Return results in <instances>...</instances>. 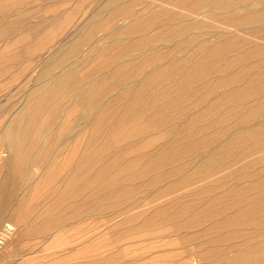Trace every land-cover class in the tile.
Instances as JSON below:
<instances>
[{
	"label": "rangeland",
	"instance_id": "374dc122",
	"mask_svg": "<svg viewBox=\"0 0 264 264\" xmlns=\"http://www.w3.org/2000/svg\"><path fill=\"white\" fill-rule=\"evenodd\" d=\"M0 134V264H264V0H0Z\"/></svg>",
	"mask_w": 264,
	"mask_h": 264
},
{
	"label": "bare ground",
	"instance_id": "6f19581e",
	"mask_svg": "<svg viewBox=\"0 0 264 264\" xmlns=\"http://www.w3.org/2000/svg\"><path fill=\"white\" fill-rule=\"evenodd\" d=\"M175 1H176V0H175ZM181 1H182V0H181ZM227 1H228V0H227ZM240 1H241V0H240ZM256 1H257V0H256ZM185 2H186V1H185ZM254 2H255V1H254ZM121 3H122V2H121ZM144 3H145V2H144ZM162 3H163V2H162ZM165 3H166V2H165ZM255 3H257V2H255ZM259 3H260V2H259ZM259 3H258V4H259ZM126 4H127V3H126ZM149 4H150V3H149ZM149 4H148V5H149ZM163 4H164V3H163ZM188 4H189V3H188ZM218 4H219V3H218ZM245 4H247V3H245ZM258 4H257V5H258ZM208 5H209V4H208ZM216 5H217V4H216ZM216 5H214V6H216ZM234 5H236V3H235ZM159 6H160V4H159ZM171 6H172V5H171ZM175 6H176V5H175ZM175 6H174V7H175ZM180 6H181V5H180ZM245 6H246V5H245ZM255 6H256V5H255ZM255 6H254V7H255ZM262 6H263V5H262ZM132 7H133V6H132ZM169 7H170V6H169ZM252 7H253V6H252ZM203 8H204V7H203ZM232 8H233V7H232ZM232 8H231V9H232ZM245 8H246V7H245ZM248 8H249V7H248ZM126 9H127V8H126ZM126 9H125V10H126ZM129 9H131V8H129ZM134 9H135V8H134ZM154 9H155V8H154ZM163 9H164V8H163ZM179 9H180V8H179ZM200 9H201V8H200ZM206 9H207V8H206ZM145 10H146V9H145ZM147 10H148V9H147ZM151 10H152V9H151ZM198 10H199V9H198ZM211 10H212V9H211ZM217 10H218V9H217ZM226 10H227V9H226ZM226 10H225V11H226ZM229 10H230V9H229ZM239 10H240V9H239ZM242 10H243V9H242ZM259 10H260V8H259ZM261 10H262V9H261ZM202 11H205V9H203ZM243 11H244V10H243ZM250 11H251V10H249V12H250ZM253 11H254V10H253ZM129 12H131V11H129ZM143 12H144V11H143ZM146 12H147V11H146ZM151 12H152V11H151ZM151 12H149V13H151ZM187 12H188V11H187ZM198 12H199V11H198ZM249 12H248V14H249ZM176 13H177V12H176ZM206 13H207V12H206ZM230 13H231V12H230ZM238 13H239V12H238ZM256 13H257V12H256ZM221 14H223V13H220V15H221ZM239 14H240V13H239ZM239 14H238V15H239ZM119 15H120V14H119ZM203 15H205V14L203 13ZM215 15H218V14H215ZM243 15H244V14H243ZM253 15H255V14H253ZM128 16H129V15H128ZM180 16H181V15H180ZM196 16H197V15H196ZM213 16H214V15H213ZM241 16H242V15H241ZM183 17H184V16H183ZM197 17H199V15H198ZM200 17H201V16H200ZM210 17H211V15H210ZM228 17H229V16H228ZM232 17H233V16H232ZM232 17H231V18H232ZM250 17H251V16H250ZM94 18H95V17H94ZM125 18H127V17H125ZM175 18H176V17H175ZM191 18H192V17H191ZM191 18H190V19H191ZM193 18H194V17H193ZM203 18H204V17H203ZM203 18H202V19H203ZM218 18H219V17H218ZM224 18H225V17H224ZM197 19H198V18H197ZM199 19H200V18H199ZM199 19H198V21H199ZM145 20H146V19H145ZM193 20H194V19H193ZM219 21H220V20H219ZM219 21H218V22H219ZM94 22H95V21H94ZM184 22H185V21H184ZM195 22H196V20H195ZM199 22H200V21H199ZM90 23H92V22H90ZM150 23H151V22H150ZM186 23H187V22H186ZM216 23H217V21H216ZM80 24H81V23H80ZM116 24H117V23H116ZM116 24H115V25H116ZM170 24H171V23H170ZM190 24H191V23H190ZM203 24H205V21H204ZM223 24H224V23H223ZM223 24H222V26H223ZM91 25H92V24H91ZM95 25H96V24H95ZM128 25H129V24H128ZM182 25H183V24H182ZM196 25H197V24H196ZM209 25H210V24H209ZM89 26H90V25H89ZM116 26H117V25H116ZM151 26H153V25H151ZM210 26H211V25H210ZM252 26H253V25H252ZM185 27H186V26H185ZM185 27H183V28H185ZM200 27H201V26H200ZM204 27H205V26H204ZM213 27H214V26H213ZM259 27H260V26H259ZM177 28H178V27H177ZM157 29H158V28H157ZM160 29H161V28H160ZM195 29H196V28H195ZM197 29H198V28H197ZM207 29L209 30V28H207ZM232 29H234V28H232ZM241 29H242V28H241ZM248 29H250V28H248ZM254 29H255V28H254ZM131 30H132V29H131ZM178 30H179V29H178ZM178 30H177V31H178ZM180 30H181V29H180ZM198 30H200V28H199ZM205 30H206V29H205ZM212 30H213V29H212ZM222 30H224V29H222ZM255 30H256V29H255ZM73 31H74V30H73ZM95 31H96V30H95ZM147 31H148V30H147ZM216 31H217V30H216ZM244 31H245V30H244ZM253 31H254V30H253ZM126 32H127V31H126ZM126 32H125V33H126ZM154 32H155V31H154ZM207 32H208V31H207ZM214 32H215V31H214ZM232 32H233V31H232ZM257 32L259 33V31H257ZM92 33H93V32H92ZM94 33H95V32H94ZM94 33H93V34H94ZM134 33H135V32H134ZM144 33H145V32H144ZM177 33H178V32H177ZM81 34H82V33H81ZM93 34H91V35H93ZM179 34H180V33H179ZM226 34H227V33H226ZM231 34H232V33H231ZM237 34H238V33H237ZM241 34H243V33H241ZM123 35H124V34H123ZM141 35H142V34H141ZM149 35H151V33H150ZM180 35H182V34H180ZM228 35H229V34H228ZM238 35H239V34H238ZM238 35H237V36H238ZM153 36H154V35H153ZM159 36H160V35H159ZM159 36H158V37H159ZM258 36H259V35H258ZM261 36H262V35H261ZM151 37H152V36H151ZM151 37H150V38H151ZM233 37H234V36H233ZM233 37H232V38H233ZM244 37H245V36H244ZM251 37H252V36H251ZM75 38H76V37H75ZM75 38H74V39H75ZM98 38H99V37H98ZM197 38H198V37H197ZM247 38H248V37H247ZM157 39H158V38H157ZM225 39H226V38H225ZM81 40H82V39H81ZM203 40H204V39H203ZM226 40H227V39H226ZM230 40H231V39H230ZM58 41H59V40H58ZM76 41H77V40H75V43H76ZM83 41H84V40H83ZM200 41H202V40H200ZM209 41H210V40H209ZM209 41H208V42H209ZM223 41H224V40H223ZM223 41H222V42H223ZM261 41H262V40H261ZM261 41H260V42H261ZM102 42H103V41H102ZM239 42H240V41H239ZM91 43H92V42H91ZM219 43H220V42H219ZM243 43H244V42H243ZM248 43H249V42H248ZM250 43H252V42H250ZM255 43H257V42H255ZM96 44H97V43H96ZM206 44H207V43H206ZM228 44H230V43H228ZM236 44H237V43H236ZM73 45H74V44H73ZM80 45H82V44H79V46H80ZM151 45H152V44H151ZM188 45H189V44H188ZM241 45H242V44H241ZM241 45H240V46H241ZM244 45H245V44H244ZM198 46H199V45H198ZM240 46H239V47H240ZM141 47H142V46H141ZM190 47H191V46H190ZM225 47H226V46H225ZM239 47H238V49H239ZM67 48H68V47H67ZM67 48H66V49H67ZM93 48H94V47H93ZM62 49H63V48H62ZM100 49H101V48H100ZM100 49H99V50H100ZM183 49H184V48H183ZM198 49H199V48H198ZM210 49H211V48H210ZM210 49H209V51H212V50H210ZM75 50H76V48H75ZM99 50H98V51H99ZM213 50H214V49H213ZM64 51H65V50H64ZM66 51H67V50H66ZM73 51H74V50H73ZM139 51H142V50H139ZM139 51H138V52H139ZM68 52H69V51H68ZM203 52H204V51H203ZM233 52H234V51H233ZM209 53H210V52H209ZM214 53H215V52H214ZM241 53H243V52H241ZM254 53H255V52H254ZM60 54H61V53H60ZM64 54H65V53H64ZM91 54H92V53H91ZM186 54H187V53H186ZM194 54H195V52H194ZM200 54H201V53H200ZM239 54H240V53H239ZM252 54H253V53H252ZM78 55H79V54H78ZM189 55H190V54H188V56H189ZM191 55H192V54H191ZM51 56H52V55H51ZM96 56H97V55H96ZM235 56H236V55H235ZM214 57H215V56H214ZM223 57H224V56H223ZM223 57H222V58H223ZM232 57H233V56H232ZM65 58H66V57H65ZM56 59H57V58H56ZM52 60H53V59H51V62H52ZM58 60H59V59H58ZM65 60H66V59H65ZM220 60H221V59H220ZM229 60H230V59H229ZM56 61H57V60H56ZM84 61H85V60H84ZM90 61H91V60H90ZM180 61H181V60H180ZM214 61H216V60H214ZM45 62H46V61H45ZM48 62H49V61H48ZM57 62H58V61H57ZM64 62H65V61H64ZM71 62H72V61H71ZM79 62H80V61H79ZM176 62H177V61H176ZM212 62H213V61H212ZM52 63H53V62H52ZM66 63H67V62H66ZM180 63H182V62H180ZM49 64H51V63H49ZM62 64H63V63H62ZM214 64H215V63H214ZM246 66H247V65H246ZM49 67H51V65H50ZM71 67H72V66H71ZM78 67H79V66H78ZM93 67H94V66H93ZM201 67H203V66H201ZM47 68H48V67L46 66V69H47ZM68 68H70V67H68ZM199 68H200V67H199ZM209 68H210V67H209ZM42 69H45V67L42 68ZM42 69H41V70H42ZM65 69H67V68H65ZM213 69H214V68H213ZM41 70H39V71H41ZM75 70H76V69H75ZM194 70H195V69H194ZM60 71H61V70H60ZM60 71H59V72H60ZM64 71H65V70H64ZM206 71H207V70H206ZM47 72H48V71H46V74L49 73V72H48V73H47ZM66 72H68V71H66ZM192 72H193V71H192ZM202 72H203V71H202ZM210 72H211V71H210ZM253 72H254V71H253ZM42 73H43V72H42ZM57 73H58V72H57ZM62 73H64V72H62ZM95 73H96V72H95ZM95 73H93V74H95ZM198 73H199V72H198ZM208 73H209V72H208ZM53 74H55V73H53ZM200 74H201V73H200ZM213 74H214V73H213ZM37 75H38V74H37ZM49 75H50V74H49ZM191 75H192V74H191ZM45 76H46V75H45ZM94 76H95V75H94ZM183 76H184V75H183ZM36 77H37V76H36ZM36 77H35V78H36ZM41 77H42V75H41ZM57 77H58V76H57ZM57 77H56V78H57ZM43 78H44V77H43ZM54 78H55V77H54ZM94 78H95V77H94ZM192 78H193V77H192ZM57 79H58V78H57ZM57 79H56V80H57ZM201 79H202V78H201ZM204 79H205V78H204ZM221 79H222V78H221ZM239 79H240V78H239ZM246 79H247V78H246ZM91 80H92V79H91ZM93 80H94V79H93ZM219 80H220V79H219ZM223 80H225V79H223ZM256 80H257V79H256ZM51 81H52V80H51ZM99 81H100V80H99ZM107 81H108V80H107ZM178 81H179V80H178ZM188 81H189V80H188ZM198 81H199V80H198ZM48 82H49V81H48ZM226 82H227V81H226ZM40 83H41V82H40ZM58 83H59V82H58ZM189 83H190V82H189ZM221 83H222V82H221ZM221 83H220V84H221ZM249 83H250V82H249ZM46 84H47V83H45V85H46ZM48 84H49V83H48ZM104 84L106 85V83H104ZM195 84H196V83H195ZM217 84H219V83H217ZM235 84H236V83H235ZM260 84H261V83H260ZM35 85H36V84H35ZM97 85H98V84H97ZM166 85H167V84H166ZM169 85H171V84H169ZM193 85H194V84H193ZM215 85H216V84H215ZM256 85H257V84H256ZM31 86H32V85H31ZM31 86H30V88H31ZM81 86H82V85H81ZM174 86H175V85H174ZM218 86H219V85H218ZM223 87H224V85H223ZM45 88H46V87H45ZM105 88H108V87H105ZM112 88H114V87H112ZM184 88H185V87H184ZM203 88H204V87H203ZM213 88H214V87H213ZM236 88H237V87H236ZM28 89H29V88H28ZM83 89H85V87H84ZM234 89H235V88H234ZM257 89H258V88H257ZM29 90H30V89H29ZM43 90H45V89H43ZM43 90H42V91H43ZM86 90H87V89H86ZM161 90H162V89H161ZM207 90H208V89H207ZM215 91H216V89H215ZM215 91H214V92H215ZM240 91H241V90H240ZM26 92L28 93L29 91H26ZM45 92H46V91H45ZM45 92H44V93H45ZM73 92H74V91H73ZM73 92H72V93H73ZM80 92L82 93V91H80ZM207 92H208V91H207ZM244 92H245V90H244ZM27 93H26V95H27ZM188 93H189V92H188ZM223 93H224V92H223ZM258 93H259V92H258ZM45 94H46V93H45ZM45 94H44V95H45ZM85 94H86V93H85ZM106 94H107V93H106ZM261 94H262V93H261ZM23 95H24V94H23ZM26 95H24V98L27 97ZM97 95H98V94H97ZM178 95H179V94H178ZM178 95H177V96H178ZM39 96H40V94H39ZM64 96H66V95H64ZM249 96H250V95H249ZM70 97H71V96H70ZM72 97H73V96H72ZM72 97H71V98H72ZM63 98H64V97H63ZM75 98H76V96H75ZM183 98H184V97H183ZM37 99H38V97H37ZM84 99H85V98H84ZM23 100H24V99H23ZM74 100H75V99H74ZM108 100H109V99H108ZM155 100H156V99H155ZM67 101H68V100H67ZM158 101H159V100H158ZM158 101H157V102H158ZM102 102H105V100L102 101ZM167 102H168V101H167ZM63 103H64V102H63ZM22 104H23V101H22ZM22 104H21V107H22ZM82 104H83V103H82ZM101 105H102V103H101ZM217 105H218V104H217ZM83 106H84V105H83ZM103 106H105V105H102V107H103ZM211 106H212V105H211ZM232 106H234V105H232ZM95 107H96V106H95ZM99 108H101V107H100V104H99ZM99 108H98V109H99ZM195 108H197V107H195ZM229 108H230V107H229ZM17 109H19V107H18ZM17 109H16V110H17ZM62 109H63V108H62ZM62 109H61V110H62ZM68 109H69V108H68ZM83 109H85V108H83ZM92 110H93V109H92ZM92 110H91V111H92ZM191 110H192V109H191ZM62 111H63V110H62ZM101 111H102V109H101ZM130 111H131V110H130ZM63 112H64V111H63ZM208 112H209V111H208ZM229 112H230V111H229ZM254 112H255V111H254ZM29 113H30V111H29ZM96 113H97V112H96ZM70 114H71V113H70ZM254 114H255V113H254ZM12 115H14V114H12ZM12 115H11V116H12ZM29 115H30V114H29ZM62 115H63V114H62ZM121 115H122V114H121ZM23 116H25V115H23ZM81 116H82V114H81ZM120 117H122V116H120ZM10 118H11V117H10ZM59 118H60V117H58L57 119L59 120ZM69 118H70V117H69ZM78 118H79V117H78ZM79 119H80V118H79ZM62 120H63V119H62ZM8 121H9V120H8ZM8 121H7V122H8ZM70 121H71V120H70ZM71 122H72V121H71ZM5 124H6V123H5ZM155 126H156V125H155ZM3 127H5V126H3ZM50 131H51V130H50ZM51 132H52V131H51ZM3 134H4V133H3ZM0 135H1V137H3L2 134H0ZM21 135H22V134H21ZM1 137H0V138H1ZM47 137H48V135H47ZM3 139H4V138H3ZM3 139H2V140H3ZM14 140H15V139H14ZM22 140H23V139H22ZM45 140H46V139H45ZM44 142H45V141H44ZM111 156H112V155H111ZM154 157H155V156H154ZM6 158H7V157H6ZM6 158H5V160H6ZM160 158H161V157H160ZM164 158H165V157H164ZM26 159H27V158H26ZM3 160H4V159H3ZM27 160H28V159H27ZM29 160H30V159H29ZM160 161H161V160H160ZM4 163H5V162H4ZM7 164H8V163H7ZM10 165H11V164H10ZM20 165H22V164H20ZM20 168H21V166H20ZM17 169H18V167H16L15 170H17ZM37 171H38V170H37ZM89 177H90V176H89ZM5 194H6V193H5ZM25 207H26V206H25ZM251 207H252V206H251ZM13 208H14V207H13ZM222 208H223V207H222ZM244 208H245V207H244ZM249 209H250V208H249ZM257 209H258V208H257ZM4 211H5V210H4ZM9 211H12V210H9ZM9 211L6 210V212H9ZM253 212H254V211H253ZM4 213H5V212H4ZM9 213H10V212H9ZM5 214H6V213H5ZM17 214H18V213H16V215H17ZM243 214H244V213H243ZM252 214H253V213H252ZM2 215H4V214H2ZM5 216H7V215H5ZM5 216H4V217H5ZM4 217H3V222H4V220H5ZM11 217H13V215H12ZM11 217H10V219H11ZM8 218H9V217L7 216V219H8ZM0 220H2V218H0ZM7 221H8V220H7ZM5 222H6V220H5ZM8 222H10V221H8ZM1 224H2V222H1ZM1 224H0V227L3 225V224H2V225H1ZM4 226H5V223H4ZM12 227H13V226L9 224V225L5 226V228L3 229V232H2V230L0 231V232H2V233H1V236H0V242H1V240L5 237V235H7L6 233L9 232L10 229H11ZM67 240H68V239H67ZM68 242H69V241H68ZM260 242H261V241H260ZM2 243H3V242H2ZM44 243H45V242H44ZM44 243H43V244H44ZM46 243H47V242H46ZM58 244H59V243H58ZM251 244H252V243H251ZM257 244H258V243H257ZM257 244H255V245H257ZM44 245H46V244H44ZM255 245H253V246H255ZM240 246H241V245H240ZM58 247H59V246H58ZM261 248H262V247H261ZM252 249H253V248H252ZM258 250H259V249H258ZM259 255H260V254H259ZM1 256H2V255H1ZM256 259H257V258H256ZM0 261H1V259H0Z\"/></svg>",
	"mask_w": 264,
	"mask_h": 264
}]
</instances>
